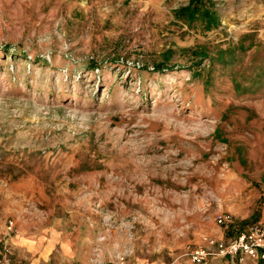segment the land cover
I'll return each instance as SVG.
<instances>
[{
	"label": "rangeland",
	"instance_id": "obj_1",
	"mask_svg": "<svg viewBox=\"0 0 264 264\" xmlns=\"http://www.w3.org/2000/svg\"><path fill=\"white\" fill-rule=\"evenodd\" d=\"M188 1L0 0V189L22 201L0 260L57 228L88 264H112L119 230L129 260L192 264L189 246L264 218V0H214L209 31L175 18Z\"/></svg>",
	"mask_w": 264,
	"mask_h": 264
},
{
	"label": "crops",
	"instance_id": "obj_2",
	"mask_svg": "<svg viewBox=\"0 0 264 264\" xmlns=\"http://www.w3.org/2000/svg\"><path fill=\"white\" fill-rule=\"evenodd\" d=\"M21 206V199H17L16 196L9 197L0 189V246L3 234L1 220L8 216H18L21 211L19 207ZM225 226L228 227L229 224ZM244 228L241 227L240 229ZM119 231L114 240H117V249L122 250L121 244L125 231ZM33 236L34 232L32 231L22 232L20 230L18 235L6 240L12 248L11 264H88L87 255L83 253L82 244L72 241L70 235L65 234L63 229L58 230L55 228ZM234 236L223 239H230ZM114 240L111 242L113 248L116 246ZM130 260L132 264H151L146 254L138 252ZM213 264H264V261L249 256H229L216 257Z\"/></svg>",
	"mask_w": 264,
	"mask_h": 264
},
{
	"label": "built area",
	"instance_id": "obj_3",
	"mask_svg": "<svg viewBox=\"0 0 264 264\" xmlns=\"http://www.w3.org/2000/svg\"><path fill=\"white\" fill-rule=\"evenodd\" d=\"M219 225L233 222L231 213H220L216 216ZM16 232L13 219H9L5 226V235L10 236ZM111 237V227L109 225L100 233L98 242H106ZM10 248L5 243L0 264H10ZM92 259L91 264H106L105 260L98 252ZM187 254L192 264H213L216 257L229 256H249L253 259L264 261V218L247 225L244 229L230 238H209L206 245L189 246ZM112 264H130L129 254L126 251H115L110 258Z\"/></svg>",
	"mask_w": 264,
	"mask_h": 264
},
{
	"label": "trees",
	"instance_id": "obj_4",
	"mask_svg": "<svg viewBox=\"0 0 264 264\" xmlns=\"http://www.w3.org/2000/svg\"><path fill=\"white\" fill-rule=\"evenodd\" d=\"M175 18L184 21L190 26H201L204 31L212 30L220 25L221 13L218 10L214 0H189L187 4L180 6L174 10ZM248 36V35H246ZM245 36V37H246ZM245 39H241L238 46H229L227 48L217 49L215 51L207 48L194 49L192 54L196 57L193 67L208 61L210 64V72L217 64L228 65L230 61L236 60V52L245 51ZM96 65V64H95ZM166 64L158 63L157 69L167 68ZM95 67V66H94ZM190 68L191 70H196ZM241 229H239L240 231Z\"/></svg>",
	"mask_w": 264,
	"mask_h": 264
}]
</instances>
